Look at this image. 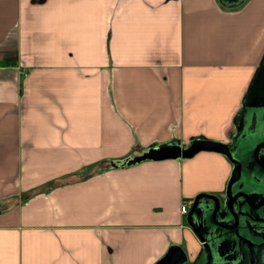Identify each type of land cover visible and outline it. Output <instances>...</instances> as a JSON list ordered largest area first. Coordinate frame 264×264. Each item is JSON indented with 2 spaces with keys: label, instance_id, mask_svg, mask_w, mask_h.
<instances>
[{
  "label": "crops",
  "instance_id": "1",
  "mask_svg": "<svg viewBox=\"0 0 264 264\" xmlns=\"http://www.w3.org/2000/svg\"><path fill=\"white\" fill-rule=\"evenodd\" d=\"M0 63V264H204L180 209L233 174L203 144L260 175L264 0H0Z\"/></svg>",
  "mask_w": 264,
  "mask_h": 264
},
{
  "label": "water",
  "instance_id": "2",
  "mask_svg": "<svg viewBox=\"0 0 264 264\" xmlns=\"http://www.w3.org/2000/svg\"><path fill=\"white\" fill-rule=\"evenodd\" d=\"M264 146V142L255 148V152L259 147ZM199 147V146H198ZM200 147L205 149L216 150L224 153L227 158L231 161L234 166L233 174L229 181L227 182L225 191L222 196H216L211 194H199L197 195L188 209L186 214L185 222L188 228L193 232L196 238L202 243V247L205 248V251L208 256L209 264H219L218 257L212 255L210 252V247L218 249L222 241L225 245H229L232 242L233 237L239 238L237 228H245L250 233L253 229L251 227L252 222L257 224L258 219H255L251 216L249 212H240L238 213L242 218L241 225L238 223V216L235 213L233 200L236 197L242 196L247 197L242 192L234 193L231 186L240 182L241 171L243 169L242 164L236 159L232 158L231 153L228 148L223 147L218 144H203ZM196 148L191 150L181 152L182 157H188L193 155L196 151ZM174 151V152H173ZM179 149L173 150V148H168L165 154H149L144 156V158H167L179 156ZM253 160L255 156H252ZM258 158L264 162V154L258 156ZM139 160V159H138ZM247 171L249 166L247 165ZM258 178V179H256ZM253 187L257 189L264 188V178L259 179L258 176L254 175L252 178ZM242 183L236 186V189H241ZM239 208V205H238ZM228 218L233 219V225H226ZM221 221V222H219ZM226 221V222H225ZM225 223V224H224ZM209 248V249H208ZM229 249V248H228ZM216 251V250H215ZM242 256L244 253L241 251ZM184 257L181 251H178L177 256L171 257L170 254L167 255L160 264H179L180 260Z\"/></svg>",
  "mask_w": 264,
  "mask_h": 264
},
{
  "label": "flooded vegetation",
  "instance_id": "3",
  "mask_svg": "<svg viewBox=\"0 0 264 264\" xmlns=\"http://www.w3.org/2000/svg\"><path fill=\"white\" fill-rule=\"evenodd\" d=\"M263 142L264 140L259 141L253 147V153L250 159L251 162L248 163L249 171L256 169L260 172V175H256L259 179L264 178V162L258 158L259 155L264 154V146L259 147L256 152L255 148ZM253 155L255 156L254 160L252 158ZM242 180H244L242 188L236 189V186L240 184ZM240 182L231 186L232 190L235 189L234 193L242 192L247 196H239L233 200L234 210L238 216V223L241 225L242 220L245 219L238 214L240 212H249L251 216L258 219L259 222L254 224L249 221L253 228L250 233L245 228H237V233L240 236L239 238L233 237L229 245H225L222 241L218 249H214L211 246L210 252L212 255L218 257L217 261H219V264H264V188H254L252 183L250 185L253 189H248L244 178L240 179ZM226 225H233V219L228 218ZM241 251L244 253V256H242L243 254H241ZM202 253L204 255V264H209L207 253L203 247ZM177 254V251H173L170 253V256L175 257Z\"/></svg>",
  "mask_w": 264,
  "mask_h": 264
},
{
  "label": "built area",
  "instance_id": "4",
  "mask_svg": "<svg viewBox=\"0 0 264 264\" xmlns=\"http://www.w3.org/2000/svg\"><path fill=\"white\" fill-rule=\"evenodd\" d=\"M191 206V202H186L181 206V213L185 214L187 213V210L189 209V207Z\"/></svg>",
  "mask_w": 264,
  "mask_h": 264
},
{
  "label": "trees",
  "instance_id": "5",
  "mask_svg": "<svg viewBox=\"0 0 264 264\" xmlns=\"http://www.w3.org/2000/svg\"><path fill=\"white\" fill-rule=\"evenodd\" d=\"M8 63H0V66H6Z\"/></svg>",
  "mask_w": 264,
  "mask_h": 264
}]
</instances>
